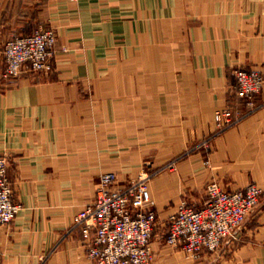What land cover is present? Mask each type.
Listing matches in <instances>:
<instances>
[{
	"label": "crops",
	"instance_id": "crops-1",
	"mask_svg": "<svg viewBox=\"0 0 264 264\" xmlns=\"http://www.w3.org/2000/svg\"><path fill=\"white\" fill-rule=\"evenodd\" d=\"M40 28L56 32L51 69L0 88V156L22 207L0 226V264H93L75 217L100 177L123 186L179 157L149 184L153 264H208L167 246L164 225L183 199L201 208L209 183L264 191V91L208 155L192 149L217 111H249L233 71L264 74V0H0V76L6 43ZM250 219V242L218 264H264V193Z\"/></svg>",
	"mask_w": 264,
	"mask_h": 264
},
{
	"label": "built area",
	"instance_id": "built-area-1",
	"mask_svg": "<svg viewBox=\"0 0 264 264\" xmlns=\"http://www.w3.org/2000/svg\"><path fill=\"white\" fill-rule=\"evenodd\" d=\"M54 31L45 28L30 35L18 36L5 46L6 67L2 78L13 83L24 71H49L56 47ZM234 90L245 99L249 111L235 114L234 110L215 113L216 133L196 148L212 151V139L237 125L247 115L258 110L255 96L264 87V75L256 70L233 71ZM259 105V106H258ZM10 160L0 157V226L11 225L22 207L13 200L9 178ZM150 176L143 173L136 181L118 185L116 173L101 176L93 203L77 216L78 228L87 244V257L93 264H153L156 255L152 247L158 215L150 192ZM262 190L250 184L242 191L229 192L213 182L206 190V201L196 209L182 202L176 214L165 223V244L180 249L194 260L206 252H214L230 239L245 223L250 212L259 204Z\"/></svg>",
	"mask_w": 264,
	"mask_h": 264
},
{
	"label": "rangeland",
	"instance_id": "rangeland-1",
	"mask_svg": "<svg viewBox=\"0 0 264 264\" xmlns=\"http://www.w3.org/2000/svg\"><path fill=\"white\" fill-rule=\"evenodd\" d=\"M45 29H48V28H45ZM48 30H52V29H48ZM52 31H54V30H52ZM54 33H55V35H56V32L54 31ZM18 37V36H17ZM56 38H57V36H56ZM11 40V39H10ZM7 44V43H6ZM57 41H56V47H55V53H54V57H55V55H56V53H57ZM53 57V58H54ZM4 61H5V64H6V59H5V49H4ZM51 63H52V60H51ZM240 70H244V69H240ZM247 71V70H246ZM4 72V71H3ZM26 71H24L23 73H25ZM29 72H32V71H29ZM258 72H260V71H258ZM261 73V72H260ZM262 75H264L263 73H261ZM21 74H20V76L17 78V80L15 81V82H13V83H7V81L5 80V79H3L2 78V74H1V76H0V78H1V80H0V88L1 89H4V88H6V87H8V86H12L13 84H17L18 82H19V80H20V78H21ZM233 87H234V85H233ZM235 89V88H234ZM262 92L264 91V87H263V89L261 90ZM261 92V93H262ZM260 93V94H261ZM259 95V94H258ZM258 95H256L255 96V103H257V100H256V97L258 96ZM259 104V103H258ZM260 105V104H259ZM258 105V106H259ZM263 105H260L259 107L261 108ZM259 108V109H260ZM258 109V110H259ZM224 110H232L233 111V109L232 108H226V109H224ZM258 110H256V111H258ZM255 111V112H256ZM254 112V113H255ZM236 114V113H235ZM239 113H237V115H238ZM244 114V113H243ZM242 115V114H241ZM245 118V117H244ZM242 121V120H241ZM240 121V122H241ZM236 126V125H235ZM231 129V128H230ZM229 130V129H228ZM226 132V131H225ZM224 133V132H223ZM222 133V134H223ZM212 136H210V137H208L207 139H209V138H211ZM215 138V137H214ZM213 138V139H214ZM212 139V140H213ZM205 140V139H204ZM203 140V141H204ZM203 141H201V142H203ZM201 142L200 143H198L196 146H193L192 147V149H194V150H196L197 148V146L198 145H200L201 144ZM192 149L190 150V152H188L187 153V155H190V154H192L191 152H193L192 151ZM200 151H203V150H200ZM206 155H208L209 153L208 152H206V151H203ZM186 155V156H187ZM2 156H6V157H8L7 155H2ZM1 157V156H0ZM8 159H9V157H8ZM184 158L183 157H179V158H175V159H171L166 165H164V166H162L161 168H159V169H157V170H154V169H152L151 168V161H146L145 162V165H144V168H142L141 169V171L137 174V175H134L133 177H131L130 178V180L128 181V182H126V183H124L123 184V186H125V185H127V184H129L130 182H132V181H136L138 178H139V176L141 175V174H143V173H147L149 176H150V181L156 176V175H158L160 172H162V171H174V170H176V166H177V164H178V162L179 161H181V160H183ZM10 160V159H9ZM10 166V165H9ZM9 170V169H8ZM115 173V172H114ZM117 174V173H116ZM118 175V174H117ZM119 176V175H118ZM101 178V177H100ZM216 182V181H215ZM213 183V182H212ZM216 183H218V182H216ZM150 184V183H149ZM211 183H209V184H207V186L205 187V190H204V195H205V200H206V198H207V196H206V190H207V187H208V185H210ZM219 185H220V183H218ZM99 185V184H98ZM250 185V184H249ZM221 186V185H220ZM258 186V185H257ZM222 187V186H221ZM223 188V187H222ZM224 189V188H223ZM225 190V189H224ZM262 190V194L260 195V198H259V204L250 212V214L248 215V217H247V219H246V221H245V223L235 232V235L232 237V238H230V239H226L225 241H224V243H222V245L219 247V249H217L216 251H214V252H206V257L208 256L209 258H211V259H208V264H210L214 259H212V257H216L215 258V260H214V262L215 263H212V264H218V260H220V258H222V259H226V260H228L229 258H231L233 255H234V253H235V251L240 247V246H243V245H246V244H248L249 242H250V231H251V219H250V217L252 216V214H253V212H255V210L259 207V205H260V202H261V199H262V196H263V193H264V191H263V189H261ZM227 191V190H226ZM239 191H242V190H239ZM229 192H231V191H229ZM233 192V191H232ZM234 192H237V191H234ZM184 201H187L186 199H183L182 200V202H184ZM181 202V203H182ZM190 203V202H189ZM19 205V204H18ZM191 205V204H190ZM192 206V205H191ZM192 207H194V206H192ZM194 208H196V207H194ZM196 209H199V208H196ZM82 211V210H81ZM80 211V212H81ZM79 212V213H80ZM78 213V214H79ZM78 214L76 215V217H75V222H76V218H77V216H78ZM176 250V249H175ZM178 251H181L180 249H177ZM183 252V251H182ZM207 259V258H206ZM194 260V259H193ZM195 261H200V260H195ZM207 261V260H206Z\"/></svg>",
	"mask_w": 264,
	"mask_h": 264
}]
</instances>
